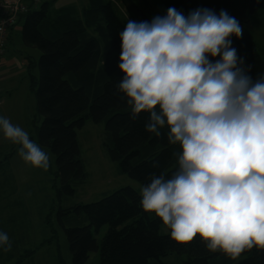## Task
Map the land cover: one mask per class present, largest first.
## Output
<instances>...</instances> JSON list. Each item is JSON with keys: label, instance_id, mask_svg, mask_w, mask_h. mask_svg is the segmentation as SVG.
I'll list each match as a JSON object with an SVG mask.
<instances>
[{"label": "clouds", "instance_id": "clouds-1", "mask_svg": "<svg viewBox=\"0 0 264 264\" xmlns=\"http://www.w3.org/2000/svg\"><path fill=\"white\" fill-rule=\"evenodd\" d=\"M242 34L225 10L185 16L170 7L150 22L128 20L118 64L132 118L149 113L146 131L159 137L167 126L181 148L178 169L151 177L140 206L178 244L199 235L208 251L232 260L264 250V74L254 81L232 47ZM0 131L21 145L26 163L48 169V155L25 130L0 117ZM0 247L11 249L7 233Z\"/></svg>", "mask_w": 264, "mask_h": 264}, {"label": "trees", "instance_id": "trees-1", "mask_svg": "<svg viewBox=\"0 0 264 264\" xmlns=\"http://www.w3.org/2000/svg\"><path fill=\"white\" fill-rule=\"evenodd\" d=\"M54 1L44 0L40 7H30L17 24H22L24 45L41 53L38 77L30 74L31 87L37 84L36 110L41 119L37 145L55 156L59 200L75 195L76 187L87 178L78 130L88 119L105 124L104 146L122 174L144 186L153 176L171 178L178 169L180 145L169 142L167 126L159 137L146 131L149 113L142 112L133 119L127 97L118 89L123 78L118 68L120 33L125 26L114 1L88 0L82 9L75 5L56 9ZM135 1L151 20L157 11L155 5L163 7L164 14L174 7L185 16L197 8L212 9L217 15L225 10L243 29L241 38H230L237 56L244 60V67H250L248 74L254 81L264 74V56L248 26L264 0ZM28 66L30 70L36 67L31 59ZM11 156L0 160V171L9 165ZM141 199L135 189L123 187L93 203L61 206L57 218L65 231L73 264H87L92 252L99 253V264H164L162 259L171 253L185 256L183 264H264V250L256 247L232 260L221 252L208 251L199 235L188 244H178L155 213L142 209ZM104 226L108 230L98 241ZM163 226L167 233H162ZM18 248L12 243L9 251L0 247V264H23L34 252L27 249L20 253Z\"/></svg>", "mask_w": 264, "mask_h": 264}, {"label": "rangeland", "instance_id": "rangeland-1", "mask_svg": "<svg viewBox=\"0 0 264 264\" xmlns=\"http://www.w3.org/2000/svg\"><path fill=\"white\" fill-rule=\"evenodd\" d=\"M113 1L124 26L128 20L134 21L120 0ZM87 2L55 0L53 6L59 9L75 5L82 9ZM155 8L157 11H154V16L165 15L163 7L155 5ZM248 26L264 56V4ZM21 30L22 24L18 23L14 28L13 39L7 45V54L0 61V117L21 127L37 144V127L41 125V119L36 110L37 84L33 85L34 89L31 87L33 82L30 74L38 77L37 63L41 53L36 48L24 45ZM29 59L36 65L33 70L29 69ZM105 136V124L95 123L91 119L78 130L81 159L87 178L76 187L75 195L61 201L56 188L59 179L55 156L44 149L49 157L48 169L45 171L33 167L20 157L21 145L5 139L0 131V160L12 153L9 165L0 171V232L7 233L9 241L11 237V243L19 246L17 252L34 249L23 264H73L65 231L57 218L61 206L93 203L123 187H132L141 193L144 185L122 174L118 163L110 159L104 146ZM107 230L108 226L101 228L97 235L98 241H101ZM167 231L163 226L162 233ZM185 259L183 255L171 253L162 260L164 264H183ZM87 264H99V253L92 252Z\"/></svg>", "mask_w": 264, "mask_h": 264}, {"label": "built area", "instance_id": "built-area-1", "mask_svg": "<svg viewBox=\"0 0 264 264\" xmlns=\"http://www.w3.org/2000/svg\"><path fill=\"white\" fill-rule=\"evenodd\" d=\"M44 0H0V61L7 54L11 29L30 7H38Z\"/></svg>", "mask_w": 264, "mask_h": 264}, {"label": "water", "instance_id": "water-1", "mask_svg": "<svg viewBox=\"0 0 264 264\" xmlns=\"http://www.w3.org/2000/svg\"><path fill=\"white\" fill-rule=\"evenodd\" d=\"M120 2L134 21H151L145 8L140 6L135 0H120Z\"/></svg>", "mask_w": 264, "mask_h": 264}]
</instances>
